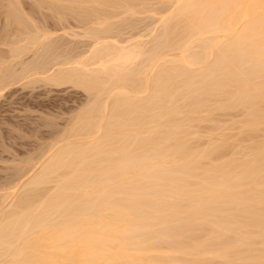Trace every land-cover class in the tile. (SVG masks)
Wrapping results in <instances>:
<instances>
[{"label": "bare ground", "instance_id": "6f19581e", "mask_svg": "<svg viewBox=\"0 0 264 264\" xmlns=\"http://www.w3.org/2000/svg\"><path fill=\"white\" fill-rule=\"evenodd\" d=\"M41 1L90 20L84 34L66 29L91 43L47 68L53 31L34 23L42 34H27L11 1L8 24L27 35L0 62V96L17 77L38 76L90 99L30 172L4 186L0 264H264V0L148 4L157 13L148 41L120 38L115 24L149 0ZM36 45L44 61L13 72ZM224 111L238 119L221 122ZM204 122L213 127L201 131Z\"/></svg>", "mask_w": 264, "mask_h": 264}, {"label": "rangeland", "instance_id": "374dc122", "mask_svg": "<svg viewBox=\"0 0 264 264\" xmlns=\"http://www.w3.org/2000/svg\"><path fill=\"white\" fill-rule=\"evenodd\" d=\"M11 1L14 2L15 0H0V58L2 60V61L0 60V62L3 63L4 60L6 61L8 59H9V61L12 60L11 58H8V55H9L8 51H9V48L16 47V45H13V42H15L14 41L15 37L18 38V36H21L22 34L27 35L28 33L29 34L31 33L32 35H34L32 32H30L31 29L33 32L37 31V34L41 33L42 31H45L46 29L50 31V32L48 31L49 33H51L53 31V34H54L53 36L51 35L52 37L50 36L48 38V39H52V40H48L46 38L47 41L46 40H45L46 42L43 41V42H45L46 45H49L50 48L48 46L46 47V45H42L44 43L39 44V45H41L40 48L46 47L45 48L46 52L44 49H40L36 45V46H34V48H39V49H34V48L32 49L31 47H29L31 49L29 52L24 51V53H26V54H24V55L20 54L22 57L19 55L21 58L18 57V58H20L19 59L20 61L18 63H17L18 59H16V61H14L15 60L14 59L13 60L14 62L9 67L10 69L14 70L13 72L17 71L16 73H18V71H21V69H22L21 67L24 68L25 64L30 62V60L31 61H37V59L40 57L39 55L41 54V52H43L41 50H44V52H45V53L41 54L42 57L46 56L48 59L46 57H44V60L46 59L44 61L43 58L40 57L39 61L42 59L46 63V61L48 60L47 61V68H48L49 64L53 63L51 60H54V61L56 60V58L54 59V57H57V56L59 57L60 54H63V56L60 55L61 56V57H59L60 59H62V57L63 58H67L70 56L73 57L74 54L76 56H78L77 54H81V51L87 49L86 44L91 43V42H89V41H91V39L88 40L86 38H83V37L77 36V35H75V36H77L76 38H75V36H74V38H73V36H71V35H73V33L71 34V30L73 28H74L73 32L75 31L74 34L76 32L78 35H79V33H80V35L84 34V32L82 33V30H84L83 28L87 24H88V26H86V27H88V28L90 27V22H88L90 20H87V18H86V21H85L84 19H81L82 17L80 18V15L77 16L78 14L75 16V13H73L74 11L72 9L70 11L69 10L70 8H68V9L66 8L67 5L66 6L63 5V3L64 4H68V3L63 2V3H59V5H58L56 2L55 4H57L56 6H58L59 10L58 9L54 10L55 5H54V9H52L53 6L51 8L49 6L50 3L48 1L51 2V0H47V2L49 4L48 3L46 4V2L44 3L43 1H41V2H43V4H41V5L38 3L39 0H16V2H18L16 4L20 5L19 8H18V5H16L18 8L16 10H18V13L21 14L19 16L20 17L19 19H23V20L26 19L27 21L24 20L23 21L24 23L29 22V24L25 23V25L27 27H29V28H25L29 31L26 34L27 30L25 31V29H23L24 27H26L25 25H23L24 27L21 25L19 28L18 25L16 26L14 24L13 25L10 24V26H9V24H8V21L11 20V22H12V19L14 18V17H11V14H10L11 12L9 11V10H12L11 8L9 9V7L11 5L10 4ZM19 1H20V3H19ZM160 1L159 0H155V1L149 0L150 3L147 2L145 4V6L146 5L147 6L146 7L144 6L145 7L144 8L145 13L144 14L139 13L140 14V15L138 14L139 16L135 14V20H134L133 16H131V15L129 16L128 14L127 15L125 14L126 15L125 21L127 23H125L124 20H122L123 25L121 24L122 22L120 24H119V22H116L117 17L115 18L116 20L111 19L110 20L111 23H113L112 21H115L116 23H118V24H115L117 27V30L118 29L122 30V31L116 30L117 33L114 30L112 32V35H115L113 33L118 34L120 32H124V33H121L120 38H130L131 35H132V37H138L139 34H142V35H144L141 37L142 40L148 41L149 37L151 35L149 37H147L148 35L145 36V34L147 33L146 28L147 29H148V27L152 28V26H153V25H151L152 21L154 22V19H156V17H157L156 16L157 13H154V12L158 11L162 7H163L162 9H166L169 7L168 5H167V7H166V5L165 6L160 5L163 3L165 4V2H166V1L164 2L163 0H162L163 2H160ZM152 3L155 5V8H156V4L160 3V4H158L156 10L155 9L153 10L152 8H154V7L152 6L151 10H153L154 12L150 11V8L148 7V4L151 7ZM45 5L47 7L49 6L48 8H50V9H48ZM61 6H62V10H60ZM44 7H46V8H44ZM158 7H159V9H158ZM64 8L67 9L65 12H64ZM148 9H149V11H148ZM21 10L23 11V13L21 12ZM108 10H110V8H108ZM146 10L148 12H146ZM57 11L59 12V14ZM162 11H164V10H162ZM70 12H72V13H70ZM150 12L153 14L150 15ZM15 13L16 12L13 13L14 16H16ZM55 13L60 17H61L60 14L64 13L62 16L63 20L61 21L60 19H62V18H60V17H59L60 19L57 18ZM8 14H10V15H8ZM121 14H119V15H121ZM125 15H123L122 18L119 16L118 19L119 18L123 19ZM144 15H147V16H144ZM66 16H67V18H66ZM148 16H152V17H148ZM8 17H11V18H8ZM21 17H24V18H21ZM76 17H78L79 20ZM129 17H131L130 21H128ZM144 17H147V18L144 19ZM137 18H139V20H137ZM56 19L60 20V21L58 22ZM64 20L66 21V23ZM81 20H82V23H81ZM132 22H133V24H132ZM32 23H33V26H32ZM34 23H35V26L41 30V32H38L39 30H37L38 28L37 29L35 28ZM62 23H64V24H62ZM59 24H62V25H59ZM128 24H129V26H127ZM69 25L72 27L71 30H68L71 28ZM76 25H78L77 28H76ZM125 25L127 27H125ZM146 25H147V27H146ZM60 26H63V27H60ZM91 26H93V24ZM8 27H10V28L12 27V28L9 29ZM116 27H115V29H116ZM34 28L36 30H33ZM66 28H68V29H66ZM22 29L25 31V33ZM42 29H45V30H42ZM64 29H66L67 31L66 30L64 31ZM113 29H114V27H113ZM19 30H20V32H19ZM47 30H46V32H47ZM55 30H56V33H54ZM132 30H134V31L131 32ZM149 30L150 29H148V32H149ZM16 31H17V35H16ZM22 31H23V33H22ZM63 31L66 33H68L70 31V33L65 35V34H63ZM129 31H130V33H129ZM141 31H142V33H141ZM20 33H21V35H20ZM133 33H135V34H133ZM123 34L125 37L122 36ZM38 35H40V34H38ZM128 36H130V37H128ZM19 42L21 43V41H19ZM17 43L18 42H16V44ZM20 43L18 44V46L23 45V43H21V44ZM70 49L73 52L75 51L77 54L74 52L71 55L70 53L72 51L70 52L69 51ZM78 51H80V53ZM67 52H69V55L67 54ZM66 55H67V57H66ZM34 57H36L37 59L36 58L34 59ZM58 57H57V59H58ZM22 62L24 63V66H21ZM31 63H35V62H31ZM2 66H4L3 69L6 68L8 66V62L7 63L4 62V64H0L1 70H2V68H1ZM35 77H37L39 79L38 76H35ZM35 77L31 78V79H34V80H32L33 82L36 80L35 83L31 82L32 85L28 84L27 82L29 80L26 81V79L24 80L21 78L22 80L18 81V79H20V78L17 77L16 78L17 82L15 81L16 83L14 82V84H11L10 86H8L9 87L8 89L6 88L5 91L3 90L4 92L1 93V95L3 97L0 96L1 97L0 98V191H1L0 196L3 194L2 193L4 191L3 188L4 189H5V187L8 188L10 182H12V180L14 179L13 176H15V175H13V174L21 173L22 167L24 170H26V172L28 169L31 170L33 167L32 164H34L35 162L39 161L42 157H44V155L46 154V152L49 148L48 144L51 145L50 143H52L54 141H58L59 136L62 135V133H64V130L67 128V126H69V124H70L69 122L73 121L72 117H75L74 114H76L79 109L83 108V106L86 105L85 103H88V101L90 99L89 94L87 95L86 92L84 93L82 91V89H79L78 87L71 86L70 84H68L66 86L62 85V87H57V85L54 86V85H51L47 82L45 83L44 81H43L44 82L43 83L41 80L39 81ZM37 81H39V82H37ZM25 82H26V84H24ZM87 97H89V98H87ZM82 104H83V106H82ZM232 112L229 113V111H228L229 114L226 113V111H224V113L221 112V113H219L218 119H220L221 122H223L222 120H225V121L231 120L230 122H232L233 121L232 118L235 117V120H237L238 119V118L236 119L237 116L241 117V115L239 114L240 113L239 111H237V113H236V110H235V113L233 112L234 114H239L237 116L232 114ZM216 114H217V112H216ZM223 114H225L227 116H225V115L223 116ZM230 114L232 116H228ZM213 117H214V115H213ZM217 117H218V114H217ZM223 117L226 119H224ZM229 117L230 118L232 117V118L228 119ZM214 118H216V117H214ZM217 121H219V120H217ZM230 122H224L223 123L225 125L224 127H227L226 125L227 124L229 125ZM205 123H207L208 125L212 124L211 122L201 123L202 125L200 124L201 126H199V128L200 129L204 128V130H201L203 132L208 130V128L211 129V126L208 127L207 124L205 125ZM204 125L206 126V128L202 127ZM212 127H213V124H212ZM233 130H235V129H232V131ZM229 132L230 131L228 130V133ZM236 132H237V129L234 133H231V134H235ZM46 147H47V150L45 151L44 148L46 149ZM40 154H41V156H40ZM37 159H39V160H37ZM29 160L35 161V162L32 163ZM28 161L30 163H27ZM30 165H32V166H30ZM13 166H16V167H13ZM30 167H31V169H30ZM24 170H22V173ZM23 174H25V173H23ZM18 175L19 174H17V178H18ZM26 175H28V174L26 173ZM24 177H22V178H24ZM13 183H15V182H13ZM13 183H11V184H13ZM4 184H8V185H4ZM7 190H9V189H7ZM7 190H5V191H7Z\"/></svg>", "mask_w": 264, "mask_h": 264}]
</instances>
